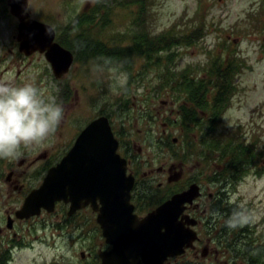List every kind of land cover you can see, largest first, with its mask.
<instances>
[{
  "label": "rangeland",
  "instance_id": "374dc122",
  "mask_svg": "<svg viewBox=\"0 0 264 264\" xmlns=\"http://www.w3.org/2000/svg\"><path fill=\"white\" fill-rule=\"evenodd\" d=\"M27 7L30 16L53 25L62 43L79 57L67 73L56 77L44 57L22 59L18 53L12 54L18 51L22 20L11 11L8 0H0V72L8 69L2 79L18 84L34 81L65 110L57 133L42 147L24 150L19 159H0V246H12L7 241L12 238L7 212L22 207L14 184L25 182L34 187L41 183L44 174L38 176L42 166L39 157L46 152L52 158L48 164L55 163L81 128L99 114L109 116L120 141L126 146L131 143L133 161L140 162L144 170H153L151 189L159 190L162 198L188 186L189 178L201 181L204 188L219 182L215 175L225 162L220 165L209 159L213 153L205 149L209 145L199 143L203 129L209 133L211 145L227 143L231 137L243 139L245 145L254 143L259 163L264 162V0H28ZM172 27L179 39L160 42L153 37ZM193 27L199 30V36L185 38ZM133 35L155 42L149 48L148 59L133 57L131 65L113 64L92 44L96 40L127 44ZM229 60L235 62L233 90L230 96L221 95L215 101L219 81L209 72ZM187 66L189 75L193 74L198 82L194 88L188 84L193 83V77L184 86L176 76ZM199 102V122L207 121L209 114L215 122L211 128L209 122L192 123L196 132L190 133L181 124L179 111ZM192 136L197 144L187 151ZM170 141L175 145L171 147ZM236 144L235 140L230 145L240 157L243 145ZM253 164L236 190L243 193V210L249 217L243 224V249L254 255L256 263L255 246L264 233V222L259 223L264 214V202L260 204L264 177ZM9 173L14 180L7 179ZM234 199L239 200L238 193L230 201L234 203ZM35 233L40 232L37 229ZM37 250L41 246L19 251L14 264H33ZM51 252L44 250L47 255Z\"/></svg>",
  "mask_w": 264,
  "mask_h": 264
},
{
  "label": "flooded vegetation",
  "instance_id": "af4514ba",
  "mask_svg": "<svg viewBox=\"0 0 264 264\" xmlns=\"http://www.w3.org/2000/svg\"><path fill=\"white\" fill-rule=\"evenodd\" d=\"M27 6L19 17L21 20L32 18L47 22L38 17L30 16ZM6 11L7 7L5 6L4 10H1V15H6ZM17 48L18 51L16 49L12 54L18 53V57L22 59L35 56L46 59L45 53L39 50L29 54L21 50L20 41L17 43ZM7 70L5 68L0 72V79L3 78L2 74ZM72 145L73 143L66 152ZM119 152L127 159V172L132 173L135 177L131 190V203H133L134 213L138 216L139 221L148 216L174 193L186 189L193 182L200 185V195L191 203H187L184 213L178 217V220L183 221L185 227L190 228L191 232L196 235L192 244L186 246L182 252L170 256L157 248L146 250L140 247V249L129 248V250H125L120 246L115 247L114 243L108 241L102 222L99 220L100 215L102 219L100 200H97L96 208L90 203L74 211H71V202L58 201L53 211L49 212L43 209L39 215L30 218L20 219L16 216L17 209L10 208V211L7 212V227L12 238L7 239V241H11L12 246H0V264H14L16 253L26 248L35 249L36 246H41V250H37L33 254V264H252L248 259L246 248L243 249L246 247V241L243 243V239L246 238L245 230L243 232V224L234 228L226 226V221L233 210L243 205V193L236 190L238 185L243 182V178L239 181L218 180L219 182H213V186L208 184V188H206L207 185L204 188L201 181L189 178L188 186L162 198L159 190L151 189L152 178L150 175L153 170H144L140 162L133 161L134 154L131 143H127L126 146L119 140ZM50 159H52L50 154L46 152L39 157L42 166L39 168L38 176L44 174L42 179L49 167L60 160L48 164ZM25 174L26 171L24 176ZM259 174L264 177V162L260 163ZM11 178L14 180L12 174L9 173L7 179ZM19 179L17 178L16 181ZM39 184L32 187L29 183L21 182V184H14V187L24 202L27 194ZM236 193H238L239 200L234 199V203H232L230 198ZM263 202L264 198H261L260 204ZM12 215L15 216L12 217ZM9 219L12 221L9 222ZM260 222H264V214L259 218ZM38 224L39 226H37ZM37 229L39 234L35 233ZM28 230L33 231V236L29 234ZM119 233L123 239H127L135 231H120ZM141 233L145 234L143 231ZM259 238L260 240L255 246L257 250L255 264H264V233ZM44 250H51L52 252L47 255Z\"/></svg>",
  "mask_w": 264,
  "mask_h": 264
},
{
  "label": "water",
  "instance_id": "95a60500",
  "mask_svg": "<svg viewBox=\"0 0 264 264\" xmlns=\"http://www.w3.org/2000/svg\"><path fill=\"white\" fill-rule=\"evenodd\" d=\"M8 3L18 17L27 6V0H8ZM55 37L56 31L49 23L32 18L20 22V49L27 54L36 50L44 52L56 77H61L73 64L74 54L55 41ZM118 148L119 139L109 117L102 114L91 120L68 152L48 169L40 186L26 196L17 217L29 218L40 214L42 209L52 211L57 201L71 202L74 211L90 203L96 208L100 200L104 232L115 247L157 248L167 255L181 252L184 246L192 244L196 235L178 217L184 213L186 204L200 195V186L192 183L139 221L130 202L135 177L127 173V159ZM120 231L135 233L123 239ZM127 241L128 247H123L122 242Z\"/></svg>",
  "mask_w": 264,
  "mask_h": 264
},
{
  "label": "trees",
  "instance_id": "16d2710c",
  "mask_svg": "<svg viewBox=\"0 0 264 264\" xmlns=\"http://www.w3.org/2000/svg\"><path fill=\"white\" fill-rule=\"evenodd\" d=\"M148 32V31H147ZM135 34H140L139 32H136ZM146 37H150L148 33L145 34ZM185 38H189L188 36H190L191 38H197V36H199V30L195 29L194 27L192 28L190 33L185 34ZM179 35L177 33H175V27H172L171 29H169L168 31L162 33V34H157V35H153V37L155 38V40L157 39V41L160 42H165L168 41L170 42L172 39H179L178 37ZM146 38V40H143V35H133L132 37V41L130 43L127 44H118V42H112V43H107L105 41H99L96 40L95 42H93L92 44L95 45L97 47V53L100 51V49L102 50V52L104 54H106L108 61L112 62L113 64L119 65V64H123L125 63L126 65H131L132 64V58L133 57H147L149 56V48L151 47V45L155 42L152 41L150 42L148 39ZM57 39L62 43V41L60 40V37L57 36ZM64 46L68 47L69 49H71L67 44L62 43ZM166 46H170L169 44H166ZM73 50V49H72ZM147 55V56H146ZM76 59L79 57L76 55L75 56ZM110 58V59H109ZM235 62L234 61H227L226 64L221 63L220 65H217L215 69H212L211 72H209L212 76H214V74L217 76V79L219 81V85H217V94H215V101L219 100L221 95H229L231 94L232 86L234 84H232V80H231V75L234 76V74L236 73L235 70L233 69ZM215 65L212 66V68ZM188 67H185L186 69H183L180 73H176L177 78H181V80H183V82H181L180 84L182 85H186V81L189 78H192L193 83L190 82L188 84H190L193 88L196 86V84L198 82L195 81L194 79V75L190 74V71H188ZM165 71V70H164ZM233 79V78H232ZM203 82L200 81L199 85H202ZM228 89H230L228 91ZM190 95V94H188ZM191 96V95H190ZM199 106H201L200 102L199 104H195V103H191L188 106H184L181 107L180 109V122L181 124H183L184 128L186 131H190V133H195V129L192 128V123H197V124H202L203 122H209L208 125L211 128L212 124L215 122V119H213V117H210V114L208 116V120L207 121H202L200 119L199 122V118L197 117V114L199 113L197 110L200 108ZM192 111L189 113V111ZM217 111L216 109L213 110V114L215 115L214 112ZM192 113V114H191ZM199 115V114H198ZM200 116V115H199ZM201 117V116H200ZM206 119V118H205ZM192 131V132H191ZM207 130L203 129L200 139H199V143L201 146L203 145H209L207 147H205V149L210 148V151L213 152L208 156H211L212 162L216 161V162H225L224 165H222L220 163V165L223 166V169L221 171H217V175H215L216 177H219V180H223L225 181V179H232V180H241L244 175H246L249 171H250V167L253 164L255 170L258 171V167H259V160H258V156H259V151L256 149V147H254V143L249 144V145H245V142L243 143V139L239 138H235V137H231L232 139H229V141L227 143H224L222 141L221 145L218 144H208V134L206 133ZM193 140L191 141V143H188L186 145V147L189 148L190 151L192 148L194 149V147H196V141L194 139V137H191ZM206 139V141H205ZM237 141L238 144L237 147H241V145H243V155L238 157L237 153L235 152L236 148H232L231 147V142L233 141ZM170 145L171 147L175 144H173V142L170 141ZM177 145V144H176ZM211 145V146H210ZM191 148V149H190ZM214 151L218 152V154L215 156L214 155ZM228 151L230 153L226 154L225 152ZM207 156V158H208ZM215 156V157H214ZM243 157V158H241ZM253 159L252 163L251 160ZM249 170V171H248ZM255 246V245H254ZM253 246V247H254ZM249 256V261L252 264L254 263V255H251L250 253H248Z\"/></svg>",
  "mask_w": 264,
  "mask_h": 264
},
{
  "label": "clouds",
  "instance_id": "9594fccd",
  "mask_svg": "<svg viewBox=\"0 0 264 264\" xmlns=\"http://www.w3.org/2000/svg\"><path fill=\"white\" fill-rule=\"evenodd\" d=\"M50 34V33H49ZM64 107L34 81L0 79V159H19L24 150L42 147L64 119ZM243 205L234 209L226 226L248 222Z\"/></svg>",
  "mask_w": 264,
  "mask_h": 264
}]
</instances>
